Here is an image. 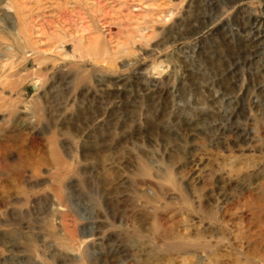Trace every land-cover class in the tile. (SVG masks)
Masks as SVG:
<instances>
[{"label":"rangeland","instance_id":"374dc122","mask_svg":"<svg viewBox=\"0 0 264 264\" xmlns=\"http://www.w3.org/2000/svg\"><path fill=\"white\" fill-rule=\"evenodd\" d=\"M0 264H264V0H0Z\"/></svg>","mask_w":264,"mask_h":264}]
</instances>
